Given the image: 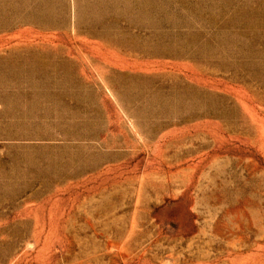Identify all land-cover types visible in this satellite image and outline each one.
<instances>
[{"label":"rangeland","instance_id":"obj_1","mask_svg":"<svg viewBox=\"0 0 264 264\" xmlns=\"http://www.w3.org/2000/svg\"><path fill=\"white\" fill-rule=\"evenodd\" d=\"M0 264H264V0H0Z\"/></svg>","mask_w":264,"mask_h":264}]
</instances>
